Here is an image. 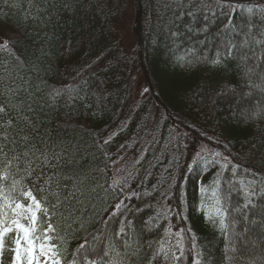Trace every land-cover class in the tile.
I'll return each mask as SVG.
<instances>
[{"label":"trees","instance_id":"trees-1","mask_svg":"<svg viewBox=\"0 0 264 264\" xmlns=\"http://www.w3.org/2000/svg\"><path fill=\"white\" fill-rule=\"evenodd\" d=\"M226 3L243 6L236 12L234 32H223L227 19L220 13L229 9L218 5ZM209 8L217 13L207 21V33L213 37L201 39L196 29L204 26ZM260 8L264 0H0V42L7 39L14 52L0 49V105H8L0 113V125H5L0 127V145L9 157L25 150L23 136L41 151L63 149L74 162L57 172L84 180V215L89 222L86 232L65 236L61 246L65 264L84 235L107 231L113 236L122 219L128 236H113L111 242L124 264H149L161 243L175 249L177 237L165 232L169 222L173 233L191 227L213 264H228L225 236L197 209L203 201L205 210H212L217 178V193L228 198L227 206L233 210L243 203L242 187L253 179L264 184V117L241 118L246 110L264 108V94L257 91L241 101V94L250 89L236 70L238 57L227 62L231 71L224 75L203 57L214 58L217 50L223 51L224 40L242 44L249 24L254 31L240 55L264 54V46L253 42L264 33ZM168 59L172 63L165 65ZM187 61L192 62L190 67ZM255 63L249 60L250 65ZM250 79L261 83L258 76ZM57 91L60 95H55ZM9 120L11 126L6 125ZM198 152L209 158L221 153L215 158L219 163L194 164ZM122 156L136 158L121 169ZM223 157L231 164L217 177L221 164L227 163ZM151 161L166 164L160 175L148 169ZM232 165L239 166L235 174ZM255 171L259 177L251 174ZM116 180L121 183L113 186ZM4 183L10 187L11 178ZM201 183L207 189L203 194ZM93 188L95 192L87 191ZM11 196L19 199L18 192ZM121 200L126 207L105 229L100 221ZM258 205L250 220L262 218L264 200ZM56 211L55 223L60 224L61 210ZM185 215L186 221L181 218ZM230 216L236 233L249 226L247 243L237 242L232 264H264V229L249 225L235 211ZM125 239L128 248L122 243ZM188 248L186 240L185 258L179 262L165 261L161 255L154 264H192Z\"/></svg>","mask_w":264,"mask_h":264},{"label":"snow or ice","instance_id":"snow-or-ice-1","mask_svg":"<svg viewBox=\"0 0 264 264\" xmlns=\"http://www.w3.org/2000/svg\"><path fill=\"white\" fill-rule=\"evenodd\" d=\"M218 6L221 9L225 6L229 9L227 14L223 11L220 13L227 19L223 32H234L233 21L236 12L238 9L243 10V6L235 3H226ZM256 7L259 8L258 5ZM259 10L264 12V8H260ZM247 11L249 14H252L253 8L249 7ZM184 14L190 17L195 16L194 12ZM216 14L215 10L208 9L204 14L205 24L200 31L205 33L208 31V17H215ZM253 31L254 25L249 24L242 44H234L229 40H224L222 42L223 51L217 50L214 58L203 57V62L212 69L220 70L221 75L231 71L227 66V62L238 57L239 63L236 65V70L242 72L243 77L247 81L246 86L250 89V91L241 94V101H243L244 97L253 96L257 91L264 94V54L256 56L253 52L251 56L240 55L241 49L248 47L250 43L248 36ZM236 34L239 35V33ZM171 35L175 37L177 33H171ZM260 37L253 38V42L256 45L264 46V33H261ZM0 49L14 54L7 39L0 42ZM234 52H236V56L233 55ZM16 59L20 60L18 56ZM180 59L184 60L183 57ZM249 60L256 61V63L250 65ZM186 63L190 67L192 62L187 61ZM182 66L184 65L182 64ZM253 75L258 76L261 83H253L250 79ZM8 92L15 95L14 89H8ZM55 95H60V92L57 91ZM7 108L8 105H0V113H5ZM258 117H264V108L259 106H257L255 112H248L246 110L241 113L242 119L254 120ZM24 119L27 120V117H24ZM12 123L13 121L9 120L6 122V125L11 126ZM4 126L0 125V127ZM4 139L7 140L6 134ZM21 139L24 141L25 150L15 153L11 157L4 152V146L0 145V164H2V169H0V201H2L0 202V264H3L6 237L9 234H14L12 247L8 248L12 253L11 264H65L61 250L65 236L68 233L86 232V224L89 222V219L84 215L86 211V200L83 199L86 197V191L82 187L84 180L75 174L68 175L62 171L57 172V168H63L66 164L74 162L65 155L63 149L59 153L54 150L49 151L48 149L41 151L37 146L30 145V138L28 136H23ZM110 140L111 137L103 141V144H108ZM204 151L205 149L202 148L201 152ZM219 156H221L219 152L211 153L210 158L201 156V153L198 152L193 163L195 164L198 160H204L206 166L209 163H219V160L215 159ZM223 159L227 163L221 164V172L217 173V177L231 164V160L228 157H223ZM61 161L65 163L62 164ZM191 167L192 165H189V170H191ZM238 167V165H232L233 174L236 173ZM45 168L48 170L47 173L45 172ZM245 171L250 170L245 169ZM251 174L254 177L260 176L258 171L251 172ZM10 178V187H5L4 182L9 181ZM119 183H121L119 180L113 181V186ZM213 183L216 187L212 192L214 198L212 210H205L203 201L197 210L203 212L207 223H210L213 228L225 236L227 243L224 249V259L228 264H232L233 259L236 258L234 254L238 251L236 247L237 242L243 239L247 243V240L244 238L249 232V226L246 225L244 227L243 233H236L234 230L236 222L234 219H231L230 213L235 211L249 225L264 229V214H262V218L259 221L249 219L251 211L259 206L258 202L264 200V184L253 179L247 186L242 187L240 191L243 194L241 197L243 203L240 207L233 210L227 206L228 198L221 197L217 193V189L220 187L219 178L213 181ZM87 191L89 193L95 192L96 189L93 188ZM206 191L207 189L201 183V194ZM14 192L19 193V199L14 200L12 198L11 193ZM181 198L183 199V196ZM124 207L126 205L121 200L107 213V218L100 221L105 226V229L120 214L121 209ZM57 209L61 210L59 213L60 224L55 223ZM163 216L167 218L168 212H164ZM181 218L185 221L187 220L186 215ZM151 222L152 218L150 217L147 223L151 224ZM119 223V230L113 234L116 239L128 236L125 220L122 219ZM127 227H132V221H127ZM60 231H63L65 235H60ZM165 232L167 235L177 237L175 249H178L179 254H177V251L173 247L166 248L161 243L149 264H154L157 257L161 255L165 261L171 259L172 261L179 262L185 258L186 240L189 245L187 250L192 254V264H213V258L205 256L204 250L199 246L198 237L191 227L180 228L173 233L169 222V227L165 229ZM113 236H109L107 231L104 233H87L78 244L73 253V258L68 264H124L121 254L115 251V246L111 242ZM122 243L125 248L130 246L127 239L123 240ZM137 248H139V244H137ZM230 253L233 255H230ZM249 264H252V262H249Z\"/></svg>","mask_w":264,"mask_h":264},{"label":"rangeland","instance_id":"rangeland-1","mask_svg":"<svg viewBox=\"0 0 264 264\" xmlns=\"http://www.w3.org/2000/svg\"><path fill=\"white\" fill-rule=\"evenodd\" d=\"M134 161V157H125L122 156L118 160V167L119 168H128L130 164ZM11 215V213H10ZM14 240V234H9L6 237V246H5V251L3 253V264H11V257L12 253L11 251L8 250V248L12 247V242Z\"/></svg>","mask_w":264,"mask_h":264},{"label":"bare ground","instance_id":"bare-ground-1","mask_svg":"<svg viewBox=\"0 0 264 264\" xmlns=\"http://www.w3.org/2000/svg\"><path fill=\"white\" fill-rule=\"evenodd\" d=\"M197 30V34H198V38H201L202 39V35H204V37L206 38V39H209V38H212L213 36H212V34H210V33H205L204 32V34H202V33H200V31H198V29H196ZM172 63V61L170 60V59H168L167 61H165V65H169V64H171ZM135 158H136V156H135ZM134 158V159H135ZM152 161H154L153 159H152ZM151 161V162H152ZM151 162L148 164V169L150 170V169H152L153 170V172H154V174L157 176V175H160V172H159V170L163 167V166H165L166 164L164 163V164H160V163H157V162H155V163H153L152 162V165H151Z\"/></svg>","mask_w":264,"mask_h":264}]
</instances>
